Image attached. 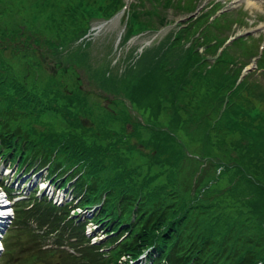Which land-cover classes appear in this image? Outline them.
I'll list each match as a JSON object with an SVG mask.
<instances>
[{"label":"trees","instance_id":"trees-1","mask_svg":"<svg viewBox=\"0 0 264 264\" xmlns=\"http://www.w3.org/2000/svg\"><path fill=\"white\" fill-rule=\"evenodd\" d=\"M198 1L134 0L124 42L166 26L169 10L189 17L106 77L83 68L90 41L69 47L124 0H0V157L71 171L63 186L78 176L80 205L102 202L93 221L117 233L110 250L85 246L68 264H117L148 247V264H264V72L240 79L262 38L219 52L244 14L217 17L215 6L194 18ZM93 80L106 96L85 90ZM46 206L73 248L88 243Z\"/></svg>","mask_w":264,"mask_h":264},{"label":"rangeland","instance_id":"rangeland-1","mask_svg":"<svg viewBox=\"0 0 264 264\" xmlns=\"http://www.w3.org/2000/svg\"><path fill=\"white\" fill-rule=\"evenodd\" d=\"M132 1L133 0H124L126 5L127 3H130ZM209 1L212 0H203V4H206ZM216 1L222 2L223 0ZM243 1L244 2H238L237 0L223 1L226 2L227 7L230 8L243 5L244 8L247 9V11L249 12L250 23L255 22V27H253L252 29L242 30L238 33L244 34L248 31H253V34H256L257 32L264 33V29L259 28L261 24H264V2H254L253 0H249L250 3H257V6L261 4L263 5L260 7H255L249 5L247 0ZM164 14L167 16L168 22L170 23L168 27L162 28L161 30L155 33L147 32L144 34H140L131 38L125 44H123V26L120 24L121 17L115 18L110 22H93L91 25V42L85 48L86 56L84 59L83 68H86L90 71H94L95 69H98L101 66H103L104 68L108 67L109 71H105L106 77L112 72L121 73L126 67L133 64V62L137 58V55H140L146 48L150 47L154 41L163 38V36L168 32L169 29H172L177 23L183 21L186 18L183 15L175 16L170 10L167 13L164 12ZM156 29H160V27ZM77 46L72 48V50L75 49ZM83 68L79 69L80 73H82ZM85 85V90L87 92H92L100 96H106V94H104L99 89L94 80L91 83L85 82ZM7 165V163H0V167L6 166L7 168ZM14 170V168L9 167V171H7L9 175L5 179V182H12L15 187L17 186V184L22 186V184L25 182L26 184H24V188L19 189V192L22 195H27L29 191H34L35 188L37 189V186L33 187L34 182L37 179H42L45 176V170H42L40 174L37 175V177H33V179L28 182L29 174L19 177V175H13ZM25 178L27 180L24 181ZM48 183L49 182H45L44 186H46ZM29 185H32V187H30ZM49 185L51 188L53 187L52 184ZM39 192L40 193L38 194L40 195L45 194L50 196V192H43L42 190ZM56 192L58 193L57 199H63V196H65V202L69 201L70 198L68 197V193L65 194L63 192H59L57 189ZM79 216H82V214H79ZM89 233H93L95 236H97L94 240H99L101 237H103L102 232L97 228L95 229V226L91 227L90 231L88 229L87 234L89 235Z\"/></svg>","mask_w":264,"mask_h":264},{"label":"bare ground","instance_id":"bare-ground-1","mask_svg":"<svg viewBox=\"0 0 264 264\" xmlns=\"http://www.w3.org/2000/svg\"><path fill=\"white\" fill-rule=\"evenodd\" d=\"M223 1H224V0H223ZM223 1H222V2H223ZM250 5H255V4H253V3L251 4V3H250ZM259 6H262V5H259Z\"/></svg>","mask_w":264,"mask_h":264}]
</instances>
